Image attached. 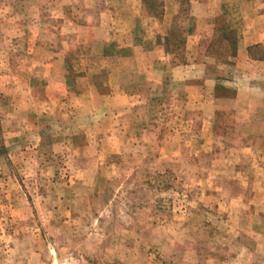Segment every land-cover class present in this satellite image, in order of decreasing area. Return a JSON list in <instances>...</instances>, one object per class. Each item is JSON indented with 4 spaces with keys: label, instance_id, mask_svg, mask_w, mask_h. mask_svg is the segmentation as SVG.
<instances>
[{
    "label": "rangeland",
    "instance_id": "rangeland-1",
    "mask_svg": "<svg viewBox=\"0 0 264 264\" xmlns=\"http://www.w3.org/2000/svg\"><path fill=\"white\" fill-rule=\"evenodd\" d=\"M187 1L0 0V264H264V109L182 80L240 36Z\"/></svg>",
    "mask_w": 264,
    "mask_h": 264
},
{
    "label": "crops",
    "instance_id": "crops-1",
    "mask_svg": "<svg viewBox=\"0 0 264 264\" xmlns=\"http://www.w3.org/2000/svg\"><path fill=\"white\" fill-rule=\"evenodd\" d=\"M138 6L140 10L138 13H134L133 17L145 16L151 22H154L156 26V20H158L159 16H162L168 7L173 8V13L170 15V24L168 27V31L166 36L170 35L172 31L174 21L177 18L181 17L183 12V4L181 2H176L173 5H167V1L164 0V12H162L159 16L157 14L152 13H144L146 11L142 10V2L143 0H138ZM200 0H189L187 1L190 6H194L198 4ZM218 3L216 7H218L223 14L222 16L226 18V22L229 24V31H237L239 33V37L237 38L234 50L229 53L228 59H224L219 62L217 58H213L216 71L211 72L212 76L208 75L210 73L211 65H208L204 62H187L184 66L183 73H180L182 76V80L184 81H201V88L190 90H196L198 93L197 97H205L210 98L211 104H215L218 100H216V90L217 84L222 74L220 69L222 67L231 66V75L230 79L232 85L236 89V102L244 101L248 96V114H255L257 112H263L264 109V99H260V103L263 104L261 109H256V107L252 104V98L254 97V93H258L264 98V51L259 52L257 49L262 48L264 50V0H213ZM171 3V2H170ZM121 50V49H120ZM255 51L256 54L253 53ZM168 56V53L164 51V57ZM164 57L159 60H164ZM127 62V61H126ZM191 92V91H189ZM200 92V93H199ZM191 94V93H188ZM128 96L136 97L139 96L137 93L127 94ZM252 97V98H251ZM257 99L254 100V102ZM250 101V102H249ZM258 101V100H257ZM214 112V111H212ZM257 127L259 126L256 125ZM264 127V123L262 124ZM264 130V128H263Z\"/></svg>",
    "mask_w": 264,
    "mask_h": 264
},
{
    "label": "trees",
    "instance_id": "trees-1",
    "mask_svg": "<svg viewBox=\"0 0 264 264\" xmlns=\"http://www.w3.org/2000/svg\"><path fill=\"white\" fill-rule=\"evenodd\" d=\"M151 0H143V2L150 3Z\"/></svg>",
    "mask_w": 264,
    "mask_h": 264
}]
</instances>
